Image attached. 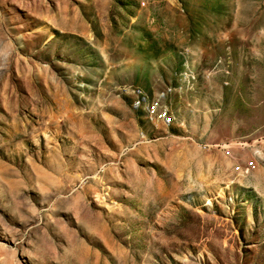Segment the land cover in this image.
I'll use <instances>...</instances> for the list:
<instances>
[{
  "label": "rangeland",
  "instance_id": "374dc122",
  "mask_svg": "<svg viewBox=\"0 0 264 264\" xmlns=\"http://www.w3.org/2000/svg\"><path fill=\"white\" fill-rule=\"evenodd\" d=\"M0 264H264V0H0Z\"/></svg>",
  "mask_w": 264,
  "mask_h": 264
}]
</instances>
